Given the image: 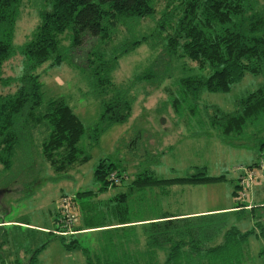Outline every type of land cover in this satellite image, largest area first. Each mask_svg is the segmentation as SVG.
Returning a JSON list of instances; mask_svg holds the SVG:
<instances>
[{"label": "trees", "instance_id": "16d2710c", "mask_svg": "<svg viewBox=\"0 0 264 264\" xmlns=\"http://www.w3.org/2000/svg\"><path fill=\"white\" fill-rule=\"evenodd\" d=\"M20 1L0 0V83L5 85L9 81H17L13 91L0 92V164L8 169L13 164L14 153L21 152L26 133L31 135L30 132L38 131L41 136L38 145L33 139L31 142L51 168L61 171L86 160L87 154L77 145L85 130L95 142L107 126L126 120L131 110L130 99L122 90H115L101 101L97 120L91 126H84L61 96L51 97L42 103L39 74L34 68L44 61L48 65H58L65 54L71 53L74 57L76 48L87 42L85 67L92 68L91 74L102 70L104 75L99 80L113 85L109 72L119 55L145 41L148 35L124 40L109 54L98 49L97 43L106 41L116 23L153 15L156 0H44L38 10L37 24L17 49L22 71L13 76H3L2 65L14 51L12 37ZM66 29L70 33L68 44L62 43L63 37L60 36ZM153 33L162 39L167 55L177 54L196 63L197 72L176 78L186 96L197 97L202 90L224 92L245 72L264 70V0H164ZM154 75L150 68L137 78L150 81ZM172 105L175 106L176 102L173 101ZM205 106L208 128L214 130L220 140L239 141L236 136L249 131L261 136L257 155L246 166L256 165L257 158L264 159V81L237 95L229 110L211 104ZM209 108L210 111L207 110ZM188 110L192 112L191 108ZM92 172L99 185L95 190L76 191L77 195L84 196L78 205L73 194H62L59 199L66 197L67 209L73 220L65 218L60 202L53 227L31 232L33 237L37 236V241V233L46 229L54 235H67L68 238L64 239L67 249L80 250L85 264H243L246 259H251L244 244L248 243L249 234L255 232L263 240L258 254L264 253L263 225L256 220L249 229L240 230L234 224H228L225 211L192 216L163 214L140 225L124 224L139 219L123 214L127 209L126 191H118L107 199L96 198L97 191L119 184L123 169L106 157H100ZM110 174L117 178L116 182ZM221 176L206 174L202 166L170 177H158L150 170H142L134 175L129 187L143 189L161 184H192ZM236 188L232 190L234 195ZM245 205L237 200L233 207L239 210ZM95 213L101 214V218L93 219ZM113 214L118 215L115 216L117 221L105 222V218ZM78 221L86 228L98 227L96 231L99 234L108 236L101 239L97 251L76 235L80 228L77 227ZM110 224L116 225L107 226ZM137 227L138 231L135 230ZM0 228L5 234L2 223ZM134 232V241L139 245L131 247L128 236ZM5 242L7 244L8 239ZM43 247L44 242L30 246V255L23 262L19 256L14 257V262L34 261L36 253Z\"/></svg>", "mask_w": 264, "mask_h": 264}, {"label": "rangeland", "instance_id": "374dc122", "mask_svg": "<svg viewBox=\"0 0 264 264\" xmlns=\"http://www.w3.org/2000/svg\"><path fill=\"white\" fill-rule=\"evenodd\" d=\"M43 2L44 0L20 1L12 37L14 51L4 61L1 75L13 76L22 71L17 49L37 24L38 10ZM163 4L164 0H156V9L151 16L116 23L106 41L97 43L98 49L109 54L124 40L141 34L148 35L145 41L119 55L109 72L113 85L102 82L103 79L99 80L104 75L102 70L91 74L92 68L85 67L87 42L76 48L74 57L71 53L65 54L58 65H48L44 61L34 68L39 74L42 103L51 97L61 96L84 126H91L97 120L101 101L110 97L115 90H122L126 94L130 99L131 110L126 120L107 126L95 142L91 141L85 130L77 145L87 154L86 160L61 171L51 168L31 142L33 139L38 145L41 137L39 132H30L31 135L26 133L28 136L21 143V152L17 155L14 153L13 164L8 169L0 164V220H23L43 224L51 229L62 194H73L78 205L80 198L84 196L77 195L76 191L97 188L99 183L94 180L92 171L100 157L115 162L123 169V176L118 185H108L106 189L99 191L96 198L107 199L121 187L127 192V209L123 214L129 218L155 213L160 203L161 208L170 207L181 211L230 207L236 204L232 190L236 188L235 183L243 167L255 159L261 136L249 131L238 134L236 137L239 141L220 140L216 132L208 128L205 105H216L222 110L231 109L237 95L264 81V70L259 73L245 72L227 91L202 90L197 97L190 94L186 96L176 78L197 72L198 69L196 63L186 57L167 55L162 39L153 33ZM60 36L63 37L62 43L68 44L69 30L66 29ZM150 68L155 73L150 81L147 78H137ZM16 85L15 80L5 85L0 83V92H11ZM173 101L176 102L175 106L172 105ZM195 166H202L206 174L222 176L198 183L177 184L174 189L178 192L169 196H166L168 191L164 184L159 185V188L158 185H153L143 189L127 185L132 176L142 170H150L158 177H170L193 171ZM260 180L253 181L246 191V199L241 198L246 204L245 208L226 213L228 224L245 230L257 220L264 227V202L260 203L259 200L264 199V180ZM250 206L252 210L249 209ZM103 208L102 206L101 209ZM228 209L230 210H223ZM100 215L95 213L92 218L100 219ZM115 216L118 215L106 217L105 222H116ZM4 228L5 234L0 228V264H16L15 254L23 262L30 255L28 248L41 242H44V247L36 253L34 261L24 264H85L80 250L67 249L64 244L67 235H54L46 229L37 233V241V236L33 237L24 227L6 225ZM135 230L138 231L139 228ZM255 230L257 231L256 227ZM95 231L80 232L78 238L97 251L101 239L108 236ZM135 234L136 232L130 233L128 236L131 247L139 245L134 241ZM247 238L248 243L244 245L251 259H246L243 264H264V253L258 254L263 240L255 232ZM5 239H8L7 244ZM122 245L125 247L124 241Z\"/></svg>", "mask_w": 264, "mask_h": 264}, {"label": "crops", "instance_id": "0c3cea01", "mask_svg": "<svg viewBox=\"0 0 264 264\" xmlns=\"http://www.w3.org/2000/svg\"><path fill=\"white\" fill-rule=\"evenodd\" d=\"M218 138V137H217ZM250 163V162H249ZM51 167V166H50ZM135 175V174H134ZM155 175V174H154ZM133 177L134 176H132V178L130 179V181L133 179ZM130 181L127 183V185H128V187H129V184H130ZM178 183H173V184H170V185H167L165 188H166V190L168 191L166 194H168V195H166V196H169V195H171V194H173V195H175L177 192H178V190H176V189H174V187H175V185H177ZM260 185V184H259ZM255 186H257V185H255ZM127 187V188H128ZM158 188H159V186H158ZM126 189V188H125ZM118 191H124V189H122L121 187H118L117 188V190L116 191H114V192H112L113 194L114 193H116V192H118ZM160 191V190H159ZM112 193H111V195H112ZM97 194H99V191H97ZM96 194V196H98ZM111 195H109V196H111ZM160 195H161V192H159V194H158V197H160ZM259 200H261L260 201V203L261 202H264V199H259ZM158 206V211L157 212H155V213H150L149 215H147V216H143V217H138L139 219L138 220H136V221H132V222H136V224H139V223H141V222H143V221H147V220H151V219H156V218H158L159 216H161V215H163V214H173V215H175V216H192V215H199V214H205V213H213V212H221V211H225L226 213L228 212V211H232L233 209H234V207L233 206H227V207H216V208H212V209H201V210H190V211H181V210H174V209H171L170 207L168 208H161V203H160V205L158 204L157 205ZM227 208H230V210L228 209V210H223V209H227ZM222 209V210H221ZM217 210H219V211H217ZM131 222V223H132ZM0 223H2L4 226H6V225H11V226H15V227H24V228H26V230H28V232H34V230H36L37 231V229H43V228H47L46 226H44L43 224H35V223H30V222H21V221H18V220H0ZM114 223V222H113ZM130 222H126V223H124V224H129ZM78 225H77V227H80L79 229H77V230H79V231H77V232H75L76 234H80V232H88V231H90V230H96L98 227H89V228H86V227H84V225L83 224H81V222L79 223V221H78V223H77ZM112 225H116V224H112ZM18 255L16 254V257H17Z\"/></svg>", "mask_w": 264, "mask_h": 264}, {"label": "built area", "instance_id": "2783aa9c", "mask_svg": "<svg viewBox=\"0 0 264 264\" xmlns=\"http://www.w3.org/2000/svg\"><path fill=\"white\" fill-rule=\"evenodd\" d=\"M110 177L113 179V181L115 182L117 181V178L114 177L113 174H110ZM260 179L264 180V159L262 157L257 158L256 165L243 167L241 173L238 175L237 189L235 194L236 199L237 200H241V198L246 199L248 196L246 191L250 188L253 181L258 182ZM61 202H62V204H60L61 207L60 206L59 207L65 213V218L68 219V221H72L73 217L72 214H70L67 209L68 203L66 197H62Z\"/></svg>", "mask_w": 264, "mask_h": 264}]
</instances>
